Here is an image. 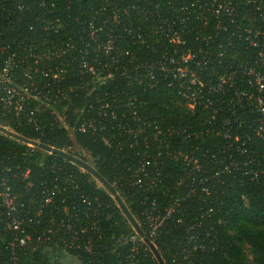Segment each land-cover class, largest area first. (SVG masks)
<instances>
[{
  "label": "trees",
  "instance_id": "1",
  "mask_svg": "<svg viewBox=\"0 0 264 264\" xmlns=\"http://www.w3.org/2000/svg\"><path fill=\"white\" fill-rule=\"evenodd\" d=\"M103 1L19 0L18 11L9 7L10 18L2 19L0 26L2 39L10 41V48L4 52L0 67L6 68L14 83L24 81L28 70L41 67L39 61L29 68L33 53L63 49L68 42L74 48L53 59L52 68L62 63L58 82L37 78L31 85L33 92L42 88L49 90L51 96L59 89L66 99L42 104L28 101L27 108L36 119L33 125L0 103V125L85 161L78 148L87 153L90 164L116 189L138 222L142 236L152 241L165 264H264V175L252 179L230 165L229 171L212 177L218 164L209 161L205 183L210 190L208 195L199 192L196 180L187 183L194 174L183 168L180 154L199 157L207 150L205 159L214 153L222 157V137L206 132L209 127L218 126L211 121L210 112L199 106L186 109L185 100L176 95L166 79L148 87L144 81L127 79L132 76L130 68L124 76L116 73L112 81L96 84L91 74L81 71L78 64L82 59L95 64L94 44L85 26L90 22L99 25L104 16L99 10ZM133 2L146 4V0H126L127 4ZM138 16L139 11L129 10V19L124 20L134 26ZM122 34L119 44L133 55L134 64L155 58L154 53L143 54L139 42ZM160 42L155 44L157 48ZM13 53L15 59L22 61L14 64V57L8 60ZM129 97L134 101L129 103ZM99 100L110 104L116 117L101 132H80L74 127L80 112ZM63 112L71 130L55 117ZM145 118L162 130L154 146L145 144L142 135L135 136L139 119ZM192 132L202 134L186 137ZM237 158L240 159L238 155ZM0 159L6 165L29 170L27 181L15 183L18 200L33 218L34 229L42 237H52L51 244L42 240L28 244L20 252L19 264H158L146 244L140 243L131 251L130 241L120 242L133 235L134 230L113 198L88 172L1 132ZM180 176L183 182L178 184ZM190 186L196 190L187 196ZM181 195L179 206L163 220L157 233L149 236L147 216H165L174 199ZM208 209V219L221 218L222 224L213 230L216 250L206 253L193 250V243L187 239L190 224ZM245 244L253 254L251 261L242 251Z\"/></svg>",
  "mask_w": 264,
  "mask_h": 264
},
{
  "label": "built area",
  "instance_id": "2",
  "mask_svg": "<svg viewBox=\"0 0 264 264\" xmlns=\"http://www.w3.org/2000/svg\"><path fill=\"white\" fill-rule=\"evenodd\" d=\"M12 6L18 11L19 0H0V22L10 18L9 7ZM99 10L104 15L99 25L90 22L85 26L87 36L94 44L92 60L95 64L82 59L78 64L82 72L91 74L96 84L112 81L116 73L124 76L130 68L132 76L127 79L138 83L144 81L148 87L166 79L176 95L185 100L188 110L199 106L209 111L211 121L218 125L209 127L206 132L222 137V157L214 153L205 159L207 150L199 157L185 153L179 155L183 168L194 174L187 183L196 180L199 192L208 195L210 190L205 183L209 177V161L218 164L212 177L229 171L230 165L242 169V174L252 179L264 175V0H146L142 6L136 2L127 4L126 0H104ZM129 10L139 11L134 26L124 20L129 19ZM2 30L0 26V66L4 52L10 48V41L2 39ZM122 32L133 42L141 44L143 54L148 51L154 53L155 58L134 64L133 55L119 44ZM79 40H82L81 36ZM158 41H161L159 48L155 46ZM61 48L33 53L29 68L39 61L42 65L34 71L28 70L21 83H14L6 68L0 67V103L28 124L33 125L36 120L27 108L28 101L42 104L48 100L66 99L60 95L59 89L51 96L49 90L41 88L33 92L31 87L37 78L59 81L62 63L52 68L53 59L73 49L74 44L68 42ZM15 55L9 54L7 58L14 57L12 62L17 64L22 60L15 59ZM128 100L131 103L134 98ZM132 112L136 115L135 110ZM63 114L57 113L55 117L60 125L68 128ZM115 117L110 104L99 100L80 112L74 127L80 132L93 134L105 130ZM136 131V137L142 135L143 142L152 146L162 132L154 121L146 118L139 119ZM190 135L199 136L192 132L186 137ZM103 141L107 143L106 138ZM28 175L29 170L6 165L0 159V264H19L21 250L32 242L52 243L51 236L42 237L34 229L33 218L21 208L18 200L15 183L17 180L27 181ZM182 182L183 176H180L178 184ZM195 190L190 186L186 195L194 194ZM182 200V195L175 198L163 217L147 216L149 236L157 233L163 220ZM208 211L210 209L203 211L190 224L187 239L193 243V250L206 253L216 250L213 230L217 224H222L221 218L209 220ZM144 238L134 230L133 235L120 242L130 241L131 251H135L140 243L145 244Z\"/></svg>",
  "mask_w": 264,
  "mask_h": 264
},
{
  "label": "water",
  "instance_id": "3",
  "mask_svg": "<svg viewBox=\"0 0 264 264\" xmlns=\"http://www.w3.org/2000/svg\"><path fill=\"white\" fill-rule=\"evenodd\" d=\"M0 131L4 134H7V135L19 140V141L33 145V146H35L41 150H44L48 153H52V154H55L57 156H60L61 158L68 160L69 162L77 165L78 167H80L84 171L88 172L95 179V181H97L109 193V195L113 198L116 205L121 210L122 214L125 216V218L130 223L132 228L138 234H140V235L142 234V230H141L138 222L136 221V219L133 217V215L131 214V212L127 208L126 204L124 203V201L120 197L119 193L102 175H100L93 168V166L89 162H87V161H85V160H83V159L63 150V149H59V148L50 146L48 144H45L43 142H39V141L34 140V139L26 138V137L14 132V131L8 129V128H6L5 126L0 125ZM144 242L147 245V247L149 248V250L151 251V253L153 254V256L155 257L157 263L158 264H165L163 258L161 257L159 251L157 250L156 246L152 243V241L149 240L147 237H145Z\"/></svg>",
  "mask_w": 264,
  "mask_h": 264
},
{
  "label": "rangeland",
  "instance_id": "4",
  "mask_svg": "<svg viewBox=\"0 0 264 264\" xmlns=\"http://www.w3.org/2000/svg\"><path fill=\"white\" fill-rule=\"evenodd\" d=\"M185 105H186V106H185L186 109H190V108L187 106V104H185ZM61 117H62V116H61ZM61 117H60V118H61ZM61 119H63V117H62ZM6 128H8V126H6ZM8 129H9V128H8ZM68 129L71 130L70 128H68ZM27 144H28V143H27ZM28 145H29L30 147H35V146H33V145H30V144H28ZM74 146H75V145H74ZM38 149H39V148H38ZM78 150H79V152L85 157L86 161L90 163V161H91L90 156H89L87 153H85L82 149L78 148ZM96 182H97V181H96ZM97 184H98V186H101L98 182H97ZM136 236H138V235H136ZM242 251H243V253H244L246 259H247L248 261H251L252 258H253V254H252V252H251V250H250V247H249L247 244H245V245H243Z\"/></svg>",
  "mask_w": 264,
  "mask_h": 264
}]
</instances>
